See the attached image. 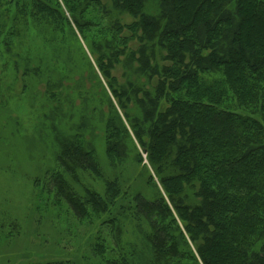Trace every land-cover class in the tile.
Masks as SVG:
<instances>
[{"label":"trees","instance_id":"obj_1","mask_svg":"<svg viewBox=\"0 0 264 264\" xmlns=\"http://www.w3.org/2000/svg\"><path fill=\"white\" fill-rule=\"evenodd\" d=\"M148 1L0 0V47L33 27L76 40L74 26L121 111L109 100L100 117L119 173L103 177L76 134L49 177L55 197L99 223L96 264H264V0H158L153 13ZM126 221L136 241H122Z\"/></svg>","mask_w":264,"mask_h":264},{"label":"rangeland","instance_id":"obj_2","mask_svg":"<svg viewBox=\"0 0 264 264\" xmlns=\"http://www.w3.org/2000/svg\"><path fill=\"white\" fill-rule=\"evenodd\" d=\"M157 3L149 0L146 10L155 12ZM73 29L77 39L71 35L57 45L43 42L33 27L27 38L0 47V264L98 260L91 245L101 236L99 223L93 227L77 219L66 201L55 197L49 179L60 168L61 142L77 140L76 134L83 135L79 141L93 151L103 177L119 173L106 158L100 118L109 100L118 110L116 101ZM113 74L122 81L120 71ZM99 99L103 111L95 109ZM127 153L132 157L133 150ZM142 156L138 170L146 162ZM81 181L103 192L101 179L85 174ZM136 236L126 221L122 241H136Z\"/></svg>","mask_w":264,"mask_h":264}]
</instances>
